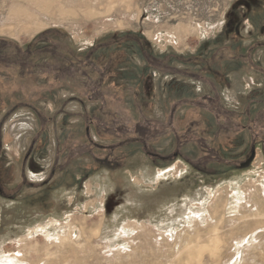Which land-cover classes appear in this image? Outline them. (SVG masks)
I'll list each match as a JSON object with an SVG mask.
<instances>
[{"label":"rangeland","instance_id":"rangeland-1","mask_svg":"<svg viewBox=\"0 0 264 264\" xmlns=\"http://www.w3.org/2000/svg\"><path fill=\"white\" fill-rule=\"evenodd\" d=\"M0 179V264H264V0H0Z\"/></svg>","mask_w":264,"mask_h":264},{"label":"flooded vegetation","instance_id":"flooded-vegetation-1","mask_svg":"<svg viewBox=\"0 0 264 264\" xmlns=\"http://www.w3.org/2000/svg\"><path fill=\"white\" fill-rule=\"evenodd\" d=\"M245 9H244V11H246V12H242L241 11V7H240V9H238L237 10V8H236V10H231V12L229 13V15H228V25H227V27L229 28H233L234 27V25H235V27H236V24L237 23H239V22H241L240 20L243 18V17H246V14L249 12V7L247 6V9H246V7H244ZM250 14V13H249ZM239 25H237V27H238ZM30 46H32L33 47V45H28L26 48H24V49H22V50H20V52H26L27 54H29V55H31V57H30V63H31V61L33 60V56H32V53L33 52H35L34 51V49L35 48H32L31 49V47ZM34 47H36V46H34ZM45 50H47V49H41V51H45ZM13 52H17V50H12ZM160 53V52H159ZM161 56H162V54H155V57H154V61H156V59L157 58H161ZM153 59V58H152ZM34 68V70L36 69V70H45V71H47L48 72V67H47V65L46 66H44V67H42L41 68V66H39V67H36L35 65L33 66ZM63 68V67H62ZM62 68H57V70L60 72V71H63L64 70V68L62 69ZM61 69V70H60ZM152 70V67L151 66H149L148 65V67L146 68V70ZM35 70V71H36ZM148 70V71H149ZM155 70V69H154ZM144 71V70H143ZM154 74V73H153ZM157 77V76H156ZM169 77H165V79H168ZM32 148V147H31ZM34 148V147H33ZM172 159H176V158H184L181 154H179V153H177V154H175V155H173L172 157H171ZM171 158H168V159H171ZM29 159H31V161L32 162H29V161H21V162H19V161H13L9 166L13 169V170H15V167L17 168L16 170H15V176H14V182L12 181V178H11V181H10V185H13L14 186V188H15V185H16V187H18L19 189H14V194L13 195H11V198H19V195H21V190H22V187L20 186V182L21 181H23V182H25V184H24V187H26V188H30V187H32V186H34V183H29L28 182V176H33V174L35 175V173H33L34 171H35V169H38L39 167H40V169L42 170L43 169V163L41 164V156H39V154H38V152L37 151H35L34 149H32L31 150V154H30V156H29ZM171 159V160H172ZM28 160V159H27ZM160 160L163 162L164 161V159L163 158H160ZM22 166V167H21ZM43 173H44V171H43ZM7 175H8V172H7V170H5L4 171V179L7 177ZM1 180V179H0ZM15 184V185H14ZM46 184V183H45ZM45 186H47V184L45 185ZM48 190H49V188L47 189L46 187L44 188V190H42L40 193H39V195H41V196H44V195H46V194H48L49 192H48ZM2 192V185H1V181H0V193Z\"/></svg>","mask_w":264,"mask_h":264},{"label":"trees","instance_id":"trees-1","mask_svg":"<svg viewBox=\"0 0 264 264\" xmlns=\"http://www.w3.org/2000/svg\"><path fill=\"white\" fill-rule=\"evenodd\" d=\"M133 35L138 36V35H140V34H135V33H133ZM116 36H120V35H116ZM137 38L139 39L140 37L138 36ZM149 47H150V49H151V46H149ZM152 48H153V47H152ZM23 49H24V48H23ZM150 52H152V53H151V57H155L153 49H151ZM143 64H144V65H141L142 67H140V69H141V70H146V68L148 67V65H146L145 62H144ZM149 66H150V64H149ZM141 70H140V71H141ZM129 151H131L132 154L140 152V151H139V148H129Z\"/></svg>","mask_w":264,"mask_h":264},{"label":"water","instance_id":"water-1","mask_svg":"<svg viewBox=\"0 0 264 264\" xmlns=\"http://www.w3.org/2000/svg\"><path fill=\"white\" fill-rule=\"evenodd\" d=\"M255 157H256V152L253 151L252 154H251V157L248 158L245 162L241 163V164L239 165V168H240L241 170L248 169V168L252 165V163H253Z\"/></svg>","mask_w":264,"mask_h":264}]
</instances>
